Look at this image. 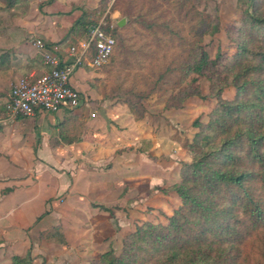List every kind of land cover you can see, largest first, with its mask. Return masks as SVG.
<instances>
[{"label": "trees", "instance_id": "obj_1", "mask_svg": "<svg viewBox=\"0 0 264 264\" xmlns=\"http://www.w3.org/2000/svg\"><path fill=\"white\" fill-rule=\"evenodd\" d=\"M21 1L0 0L9 8ZM107 1L96 9L79 7L82 14L65 41L87 40L108 11L103 29L115 37V52L123 54L129 32L138 28L143 46L154 48L145 56L152 59L150 75L155 78L142 75L126 89H115L124 92V103L137 121L145 118L143 103L154 94L171 92L166 108L177 110L191 97L205 99L198 89L183 88L192 75L209 79L217 106L208 124L195 122L200 131L193 143L183 145L193 160L182 164V181L172 188L182 205L168 224L139 226L119 257L109 252L96 264H264V0H251L252 11L231 33L236 52L231 57L219 52L215 59L203 41L219 32L220 22L199 10L196 0H114L111 6ZM115 12L129 19L123 28H110ZM110 60L111 65L115 53ZM231 86L236 96L227 100L223 94ZM59 127L67 144L78 141L71 138L69 124ZM51 237L66 243L59 230ZM12 264L34 263L29 253L14 256Z\"/></svg>", "mask_w": 264, "mask_h": 264}, {"label": "rangeland", "instance_id": "obj_2", "mask_svg": "<svg viewBox=\"0 0 264 264\" xmlns=\"http://www.w3.org/2000/svg\"><path fill=\"white\" fill-rule=\"evenodd\" d=\"M196 1L199 10L218 18L220 22L219 32L205 37V50L211 59H215L219 52L231 57L236 52L231 33L245 17L246 11H252L251 0ZM49 2L50 0H22L13 8L0 2V29L15 25L18 16L32 18L38 13H44L43 8L46 9ZM113 2L114 0H108V6ZM101 3L102 0L99 7L103 6ZM59 9L51 10L57 12ZM107 14L108 11L98 23L105 20ZM112 15L111 22L117 26L122 17L114 19ZM128 23L129 19L126 25ZM137 30V27L131 29L125 51L122 54L116 50V60L111 65L110 60L106 67L92 69L100 76L96 81L99 99L86 101L82 97L80 105L85 117L80 118L77 115L74 130L79 136L87 134L89 131L85 127L87 121L84 119L99 113L100 119L95 120H98L100 125L103 124L102 130L107 129L104 131L106 138H109L110 131L114 132V138L119 133L125 134L124 129L132 128V132H135L129 122L120 121L118 124L116 120L112 121L111 116L118 107L116 112L119 115L123 110L131 114L136 122H142L138 134L145 139L135 142L124 138L120 142L121 146L113 147L112 150H109L111 147L107 144L104 163L85 175L102 182L105 180L112 185V190L103 196L82 195L80 191L70 193V190L53 194V189L58 188L61 183L63 187V178L79 187L82 174L78 168L67 172L68 169L64 165L51 164L48 154L45 160L41 159L35 152L37 139L41 136L36 130L32 134L33 137L26 139V145L31 144L29 149H19L17 153H12V150H0V183L3 181V185L0 184V202L6 204L11 201L14 197L4 195L16 189L39 193V197H35L32 204L36 212L30 222L22 219L24 216L20 214L18 221L12 218L13 224L5 223L0 226V264H12L14 256L25 258L29 253L34 264H96L109 252H114V255L119 257L123 253L126 239L139 226L145 223L167 225L168 218L181 207L182 200L172 188L182 181V164L193 160V153L183 145L186 142L192 144L200 131L194 125L196 121L208 124L209 115L217 106V100L211 96L209 79L192 75L183 88L198 89L205 99L199 96L191 97L182 109L177 110L166 108L171 92L163 97L154 94L143 103L146 109L145 118L137 121L124 103L125 97L121 95L124 92L115 90L118 86L125 88L135 80L140 81L142 75L149 76L152 80L155 78L150 75L152 59L145 56V52L149 53L154 48L143 46ZM78 43L76 41L71 45ZM105 94L113 97L105 98ZM235 96L236 89L232 86L223 94L227 100H233ZM90 118L92 119L91 116ZM12 123L13 121L9 120L3 124L11 126ZM51 130V145L54 147L58 138L55 137L57 133L54 129ZM72 177L78 179L76 183ZM74 186L71 189H74ZM11 205L10 203V209L16 207L18 211L25 212L19 203ZM47 212L44 220L35 221V218ZM12 213L10 212V216L14 215ZM66 229L68 238L64 234ZM57 230L64 235L65 244L51 237Z\"/></svg>", "mask_w": 264, "mask_h": 264}, {"label": "crops", "instance_id": "obj_3", "mask_svg": "<svg viewBox=\"0 0 264 264\" xmlns=\"http://www.w3.org/2000/svg\"><path fill=\"white\" fill-rule=\"evenodd\" d=\"M99 3L100 0H56L54 2H49L45 7L46 9L43 8L44 13H38L32 18L28 16H18L15 25L0 29V110L4 109V106L9 100L11 88L18 80L28 77L31 74L41 75L46 69L41 55L33 45L34 40L41 39L50 45V47L58 48L60 51L68 48L69 45L71 46V44L76 41L79 43L84 41L85 39H76L74 37H71L67 41L65 40L70 28L82 14L79 7L86 6L90 9H96L99 7ZM56 5L58 6L56 7ZM53 8L60 9L57 12H53L51 10ZM112 16L114 19H119L121 14L115 12ZM62 42H64V45H60ZM90 56H92V54ZM92 69L95 68L91 67L89 63H85L76 71L72 79V85L80 91L81 96L84 97L86 101L99 99L96 81L100 76L93 72ZM103 106L105 108L104 104ZM117 110L118 107L115 108L113 116H111L112 121L116 120L118 124L120 121L129 122L135 132H132V128L128 130L124 129L123 133L125 134L119 133L117 134L118 136L114 138V132L110 131L111 137L108 135L109 138H106L104 131L106 132L107 129L102 130L103 124L101 123L100 125V122L95 120L97 118L100 119L98 113L94 115L91 114L88 118L84 119L87 121L85 127H87L89 132L83 136H79L74 130L78 119L77 115H79L80 118L85 117L82 112V106L80 105V107L74 111L62 110L54 114L38 112L36 116L31 118L19 117L15 120H11L13 121L11 126L1 124L0 150H12V153H17L19 149H29L28 147H30L31 144L29 143L26 145V139L30 138L34 130H36L41 136L40 139H37L38 143L35 152L41 159L45 160L48 154V161H51V164L64 165L66 169H68L66 170L67 172L78 168L82 174L79 187H77V184L74 186L72 181L68 183L66 178H63V187L61 183L58 188L53 189V194L57 195L70 190V193L80 191L82 195L87 194L88 196L106 195L112 190L111 184L106 183L105 180L102 182L92 176L85 175L91 173L96 166L104 163L105 157H107L104 152L106 148L111 147L109 150H112L113 147H120V142H122L124 138H128L135 142H140L145 139L144 136H139L138 134V131H140L139 126L142 122H136L131 114L123 110L120 111L121 113L119 115L118 112H116ZM122 114L124 116H121ZM90 116L92 119L94 118V120H92ZM61 124H69L72 127L71 138L75 137L78 141L67 144V137L60 136L59 126ZM28 126H32V128L30 129ZM51 128L57 133L55 137L58 138L54 147L51 145L50 135L53 132V130L50 131ZM90 129H93V131ZM46 149H49V151H46ZM73 174L75 175V172ZM104 177L105 176H103V178ZM72 178L73 182L76 183L78 179ZM2 182L0 184H2ZM14 182L16 181L14 180ZM72 186H74V189H71ZM166 187H168V185ZM49 192L52 193L51 191ZM4 196L14 198L11 201L9 200L6 204L0 202V226L5 223L13 224L11 221H13V219L18 221L21 215L24 216L22 219L26 222H30L29 220L34 218L36 211L33 209L32 204L35 201L34 198L39 197V193L36 191H22L21 189H16ZM15 202L23 206L25 212L18 211L16 207L10 209V203L12 204L11 206H13ZM10 212H13L12 214L14 215L10 216ZM30 212L34 213L30 214ZM89 212L95 213L92 211ZM47 214L48 212L38 216L35 218V221L41 222L45 219ZM64 234L67 237V229L64 231Z\"/></svg>", "mask_w": 264, "mask_h": 264}, {"label": "built area", "instance_id": "obj_4", "mask_svg": "<svg viewBox=\"0 0 264 264\" xmlns=\"http://www.w3.org/2000/svg\"><path fill=\"white\" fill-rule=\"evenodd\" d=\"M105 20L92 28L90 37L60 51L41 39L33 42L46 67L41 75L21 78L11 88L9 100L0 110V125L19 117L31 118L38 112L74 111L81 104V93L72 85L76 71L85 63L95 69L106 65L115 53L116 39L105 32ZM115 26L111 24L110 28ZM94 56L90 58V55Z\"/></svg>", "mask_w": 264, "mask_h": 264}, {"label": "water", "instance_id": "obj_5", "mask_svg": "<svg viewBox=\"0 0 264 264\" xmlns=\"http://www.w3.org/2000/svg\"><path fill=\"white\" fill-rule=\"evenodd\" d=\"M127 21H128L127 18H122V19L118 22V25H117V26H118L119 28H123V27L126 25Z\"/></svg>", "mask_w": 264, "mask_h": 264}]
</instances>
